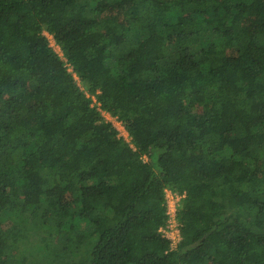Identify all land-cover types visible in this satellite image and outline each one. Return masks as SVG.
Listing matches in <instances>:
<instances>
[{"label":"trees","instance_id":"trees-1","mask_svg":"<svg viewBox=\"0 0 264 264\" xmlns=\"http://www.w3.org/2000/svg\"><path fill=\"white\" fill-rule=\"evenodd\" d=\"M165 189L184 194L174 251ZM9 259L264 264V0H0Z\"/></svg>","mask_w":264,"mask_h":264},{"label":"built area","instance_id":"built-area-1","mask_svg":"<svg viewBox=\"0 0 264 264\" xmlns=\"http://www.w3.org/2000/svg\"><path fill=\"white\" fill-rule=\"evenodd\" d=\"M43 35L47 38L49 46L62 58L61 51L59 47L55 44L52 35H49L48 33L45 32L43 33ZM74 79L78 82L79 88L83 90L80 87V83L75 76ZM84 94L86 98H89L91 100V107L95 108L96 111L100 113L103 120L106 123L110 124L112 128L116 131L118 138L122 139L125 143H128L130 146H132L131 138L128 135L127 131L125 130L122 122L118 120L116 117L112 116L111 114L103 111L100 108V104L97 102L94 96L88 94L85 91ZM144 158L145 157H143V159ZM183 197L184 194H178L169 189L164 190V206H165L166 222H165V227L161 228L159 232L162 234V236L165 239L168 240L169 251L176 250L181 242V232H180L181 224L178 220V207Z\"/></svg>","mask_w":264,"mask_h":264},{"label":"rangeland","instance_id":"rangeland-1","mask_svg":"<svg viewBox=\"0 0 264 264\" xmlns=\"http://www.w3.org/2000/svg\"><path fill=\"white\" fill-rule=\"evenodd\" d=\"M56 49V48H55ZM57 50V49H56ZM78 84V83H77ZM80 87H81V85H80ZM82 88V87H81ZM143 160H146V157L143 159ZM55 247V249L56 250H58V249H62L63 251H65V249L67 248V241L65 240V239H57V238H55V242H54V244H53ZM9 263H12V259H9L8 261H7V264H9Z\"/></svg>","mask_w":264,"mask_h":264}]
</instances>
